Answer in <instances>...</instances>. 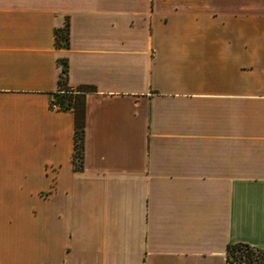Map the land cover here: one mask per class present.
Instances as JSON below:
<instances>
[{
  "label": "crops",
  "instance_id": "0c3cea01",
  "mask_svg": "<svg viewBox=\"0 0 264 264\" xmlns=\"http://www.w3.org/2000/svg\"><path fill=\"white\" fill-rule=\"evenodd\" d=\"M235 243L264 249V0H0V264H264Z\"/></svg>",
  "mask_w": 264,
  "mask_h": 264
},
{
  "label": "trees",
  "instance_id": "16d2710c",
  "mask_svg": "<svg viewBox=\"0 0 264 264\" xmlns=\"http://www.w3.org/2000/svg\"><path fill=\"white\" fill-rule=\"evenodd\" d=\"M56 43L58 46L69 45V24L64 29L56 31ZM63 72L59 79V89L54 92L53 102L59 103L63 109H73L76 118L75 131V168L82 169L84 166L85 150V95L94 90L93 86L82 85L73 87L68 82V62L63 60ZM243 250L241 254L231 256V253ZM229 257L234 261H257L264 262V249L255 248L247 243H235L228 245Z\"/></svg>",
  "mask_w": 264,
  "mask_h": 264
},
{
  "label": "built area",
  "instance_id": "2783aa9c",
  "mask_svg": "<svg viewBox=\"0 0 264 264\" xmlns=\"http://www.w3.org/2000/svg\"><path fill=\"white\" fill-rule=\"evenodd\" d=\"M52 107H54V108H61L60 104L59 103H56V102H53L52 103Z\"/></svg>",
  "mask_w": 264,
  "mask_h": 264
},
{
  "label": "rangeland",
  "instance_id": "374dc122",
  "mask_svg": "<svg viewBox=\"0 0 264 264\" xmlns=\"http://www.w3.org/2000/svg\"><path fill=\"white\" fill-rule=\"evenodd\" d=\"M243 250H237L231 253V256L235 255V254H241Z\"/></svg>",
  "mask_w": 264,
  "mask_h": 264
}]
</instances>
